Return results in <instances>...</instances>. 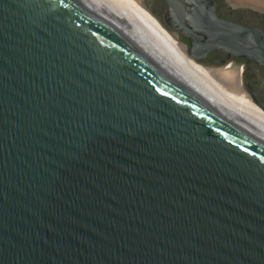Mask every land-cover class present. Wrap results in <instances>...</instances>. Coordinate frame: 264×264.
I'll list each match as a JSON object with an SVG mask.
<instances>
[{"label": "water", "instance_id": "95a60500", "mask_svg": "<svg viewBox=\"0 0 264 264\" xmlns=\"http://www.w3.org/2000/svg\"><path fill=\"white\" fill-rule=\"evenodd\" d=\"M136 1L264 111V0ZM0 264H264V139L79 1L0 0Z\"/></svg>", "mask_w": 264, "mask_h": 264}, {"label": "bare ground", "instance_id": "6f19581e", "mask_svg": "<svg viewBox=\"0 0 264 264\" xmlns=\"http://www.w3.org/2000/svg\"><path fill=\"white\" fill-rule=\"evenodd\" d=\"M77 1L181 78L227 119L239 122L244 129L264 139V111L243 88L240 71L231 65L223 68L199 65L136 0ZM232 1L242 4L247 0Z\"/></svg>", "mask_w": 264, "mask_h": 264}, {"label": "rangeland", "instance_id": "374dc122", "mask_svg": "<svg viewBox=\"0 0 264 264\" xmlns=\"http://www.w3.org/2000/svg\"><path fill=\"white\" fill-rule=\"evenodd\" d=\"M229 65L233 66L236 70L240 71L241 72V77L243 78V75H244L243 65L239 64V63H236L235 61L234 62L232 61V62H230V63H228L226 65H220V66H215V67L205 66V67H209V68H223V67H227ZM202 66H204V65H202Z\"/></svg>", "mask_w": 264, "mask_h": 264}, {"label": "flooded vegetation", "instance_id": "af4514ba", "mask_svg": "<svg viewBox=\"0 0 264 264\" xmlns=\"http://www.w3.org/2000/svg\"><path fill=\"white\" fill-rule=\"evenodd\" d=\"M233 62L235 61L236 63H239V64H242L243 65V71H245V65L242 63V62H240V61H236V60H232ZM243 78H244V75H243ZM249 93V92H248Z\"/></svg>", "mask_w": 264, "mask_h": 264}]
</instances>
